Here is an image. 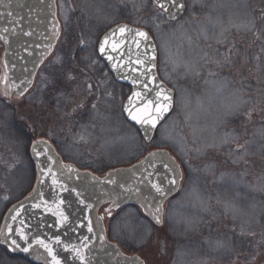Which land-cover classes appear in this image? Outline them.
<instances>
[{
	"label": "rangeland",
	"instance_id": "obj_1",
	"mask_svg": "<svg viewBox=\"0 0 264 264\" xmlns=\"http://www.w3.org/2000/svg\"><path fill=\"white\" fill-rule=\"evenodd\" d=\"M184 1L183 18L170 22L153 0H57L61 40L35 89L21 98L2 87L0 46V230L11 206L35 190L38 174L30 149L38 140L56 143L67 163L99 179L165 149L182 165L184 177L178 195L164 205L163 225H153L134 207L123 209L106 218L111 238L145 264H184L187 252L193 255L186 264H264V249L258 248L264 238V0L244 1L245 24L205 36L196 31L219 28L211 18L221 0ZM121 23L151 31L159 72L175 91L173 113L152 143L124 115L131 89L116 83L106 67L95 69L102 36ZM172 36L173 46L167 42ZM166 49L175 55L167 57ZM65 58L77 69L66 72L62 89L54 79L67 67ZM178 66L195 71L185 74ZM81 76L86 87L72 91ZM212 82L222 86L212 95L203 93ZM219 89L232 98L231 108L219 102ZM80 98L86 105L76 110L77 124L60 130L53 117L65 124L63 115ZM235 101L239 105L227 121L216 119L217 109H235ZM250 216L259 223L247 227ZM0 264L31 263L10 259L0 248Z\"/></svg>",
	"mask_w": 264,
	"mask_h": 264
},
{
	"label": "water",
	"instance_id": "obj_2",
	"mask_svg": "<svg viewBox=\"0 0 264 264\" xmlns=\"http://www.w3.org/2000/svg\"><path fill=\"white\" fill-rule=\"evenodd\" d=\"M153 2L169 21L180 20L186 11L184 0H176L184 5L183 9L174 6L172 0ZM161 3L167 11L160 7ZM120 28L125 31L120 32ZM139 32L147 33V39L137 35ZM61 33L57 0H0L5 82L15 96L23 97L33 88L38 71L55 52ZM98 53L116 81L131 88L124 114L150 143L175 103L174 90L158 73V49L153 36L145 28L117 24L102 36ZM145 109L156 118L155 127L131 118L144 117ZM31 157L39 175L36 189L32 196L14 204L5 217L0 235L4 246L43 264H145L138 256L125 255L107 239L99 210L109 203L114 209L136 205L162 226L164 204L178 192L183 178L169 151H154L141 163L101 179L73 164L65 165L44 140L32 145ZM25 248L28 251H23Z\"/></svg>",
	"mask_w": 264,
	"mask_h": 264
},
{
	"label": "bare ground",
	"instance_id": "obj_3",
	"mask_svg": "<svg viewBox=\"0 0 264 264\" xmlns=\"http://www.w3.org/2000/svg\"><path fill=\"white\" fill-rule=\"evenodd\" d=\"M244 1L245 0H238V2L236 3L235 1H232V0H221L220 1V6H217L215 8V16L211 18L212 25L213 26H217L219 24L220 25L219 28L213 30V29H209L207 27L203 29V27H202L201 30H197L196 31L197 35L205 36V35H209V34L215 32V31L216 32H224V31H227L229 29H232V28L234 29V28H236V27H238L240 25L245 24L246 23V22L244 23V21H245V13L244 12L245 11H244V8L241 7V6H244ZM234 2H235V4H234ZM225 6H229L227 10H230V11H228L227 13H224V11H226L224 9ZM230 6H233V7H230ZM180 32L181 31H179L177 36H176L177 39H178V36L181 35ZM174 38L175 37L172 36L171 40L167 39L168 40L167 42H169V41L173 42L171 46L174 45V42H175ZM179 53H180V50L177 51V54H179ZM170 55H175V52L174 53H170V51L166 49V56L168 57ZM178 59L181 60V58H178ZM177 70L184 71L185 74H187L186 73L187 71L190 74H192L195 71V70H193V67H187L186 69L182 70L181 66L180 67L178 66ZM176 73L179 74L180 72L177 71ZM215 86H222V85H220L218 83H215V82H212V84L209 83V85L206 84L205 87H204V92L203 93L207 92V94L212 95L213 92H214V87ZM219 90L221 91V94L219 95V102L221 101L222 105L229 104V108H231V106H232V102H231L232 98H230L228 93L225 92V89H223V90L219 89ZM234 99L237 100V97H235ZM188 101H190V104H191L190 106H192L193 105V100L192 99H190V100L188 99ZM235 104H236L235 109H229L227 107H224L221 111L219 109H217V112L215 113L216 114L215 115L216 119H218L219 121H224V122L227 121L228 116L231 113L234 114L236 112V108L239 105V102L235 101ZM203 105L204 106L207 105V109L211 108L209 106V104H207L206 102H204ZM223 112H225V113H223ZM207 114H209V113L207 112ZM229 182L233 183L235 181L229 180ZM252 205H253V202H252L251 205H249V207L252 208ZM257 206L259 208V204H257ZM255 211H256L255 210V206H253V212H251V214L254 213ZM259 211H261L260 208H259ZM252 215H254V214H252ZM250 219H251V216L246 219L245 225L247 227L248 226H254L257 223H259V221L256 222L254 220L255 218H252L251 220ZM261 220H262V218H261Z\"/></svg>",
	"mask_w": 264,
	"mask_h": 264
},
{
	"label": "trees",
	"instance_id": "obj_4",
	"mask_svg": "<svg viewBox=\"0 0 264 264\" xmlns=\"http://www.w3.org/2000/svg\"><path fill=\"white\" fill-rule=\"evenodd\" d=\"M96 55H97V59H95L94 60V63H95V69L97 70V72L98 71H102V67L104 66V67H106L104 64H103V62L101 61V59H100V57H99V55H98V52L96 51ZM66 59V58H65ZM64 66H67L63 71H60L59 72V76L56 78V79H54L57 83H59V85H60V83H61V86H60V88H64V87H66L65 86V81H66V79L68 78V76L66 75V72L67 71H74V70H76L77 68L75 67V65H74V63L72 64V61H70V59L68 58V59H66L65 61H64ZM91 68H93V67H91ZM94 69V68H93ZM70 73V72H69ZM86 77V76H85ZM85 77H82L81 76V78L80 79H78V80H76L75 82H73V87H72V91H78V92H81V88H82V90H84V87H86V84L87 83H84V82H86V79H85ZM98 80L100 81L101 79L100 78H98ZM64 81V82H63ZM80 83H81V85H80ZM71 91V92H72ZM7 94L8 95H11V93L9 92V90H7ZM74 103L72 104V106H71V108L70 109H68L66 112H65V114L63 115L65 118H67L66 119V123L65 124H62L61 125V118H58L57 116H54L53 117V122L56 124V125H58L59 126V128H60V130H67V131H69L70 130V127L71 126H73V124L74 123H76V122H78V120L76 121L75 120V116L77 115V112H76V110L77 111H79V110H81V109H83V107L86 105L85 104V100H84V98H80V99H77V100H75V101H73ZM37 107H40V105H37ZM29 121V120H28ZM28 121H27V125H25V126H27L26 127V129L28 128L29 129V124H28ZM77 124V123H76ZM31 127H33V124L32 125H30ZM259 242L261 243L260 244V246L258 247V248H260V247H262L263 249H264V238H262L261 240H259ZM257 248V249H258ZM13 258H15V259H19V256H13Z\"/></svg>",
	"mask_w": 264,
	"mask_h": 264
},
{
	"label": "snow or ice",
	"instance_id": "obj_5",
	"mask_svg": "<svg viewBox=\"0 0 264 264\" xmlns=\"http://www.w3.org/2000/svg\"><path fill=\"white\" fill-rule=\"evenodd\" d=\"M172 3L178 9H183V7H184L183 4H177L176 3V0H172ZM160 7L164 8L165 11L168 10L163 3L160 4ZM170 15H172V13H170ZM119 31L120 32H124L125 29L124 28H120ZM137 35H139V36L144 37L145 39H147V33H145V32H139V33H137ZM103 51H104V46L102 44L101 45V52H103ZM161 91H163V90L161 89ZM158 95H159V93H158ZM164 98L165 99H168L167 96H165ZM149 103H151V102H149ZM164 110H166V106H165V109ZM156 111L157 112H160L161 111V109H160L159 106H157ZM131 118L133 120H135L137 123H140V124H150L152 127H155V124H156V118H154L151 115H149L148 112H147V109L144 110V117L137 116V115H132ZM154 187H157V186L154 185ZM157 191L158 192H161V194H163L162 190L159 187H157ZM158 222H159V220H158ZM89 231H91V228H89ZM41 243H43V242L41 241ZM13 244H15V241H13ZM17 247H18V245H17ZM45 247H47V246L45 245ZM23 251L26 252V251H28V249L25 248V249H23Z\"/></svg>",
	"mask_w": 264,
	"mask_h": 264
},
{
	"label": "crops",
	"instance_id": "obj_6",
	"mask_svg": "<svg viewBox=\"0 0 264 264\" xmlns=\"http://www.w3.org/2000/svg\"><path fill=\"white\" fill-rule=\"evenodd\" d=\"M195 106V105H194ZM189 197V196H188ZM128 208H132V207H128ZM128 208H125V209H128ZM134 209V208H133ZM138 211V210H137ZM140 214V213H139ZM185 228H187V227H185ZM184 229V228H183ZM108 230H109V234H110V237H111V233H112V227H108ZM114 242H117V243H119V241H117V240H114L113 238H111ZM120 244V243H119ZM187 250V249H186ZM191 255H193V254H191ZM190 252H187V254L186 255H184L183 256V262H184V264H186V261L190 258Z\"/></svg>",
	"mask_w": 264,
	"mask_h": 264
},
{
	"label": "flooded vegetation",
	"instance_id": "obj_7",
	"mask_svg": "<svg viewBox=\"0 0 264 264\" xmlns=\"http://www.w3.org/2000/svg\"><path fill=\"white\" fill-rule=\"evenodd\" d=\"M0 46L3 48V53H2V57L4 58V53H5V44L3 43V41L1 40L0 38ZM3 70H4V74H5V66H4V60H3ZM4 78H5V75H4ZM4 78H3V83H2V87L5 88L4 85ZM28 262H31V264H41V263H38V262H33V261H30V260H27Z\"/></svg>",
	"mask_w": 264,
	"mask_h": 264
}]
</instances>
